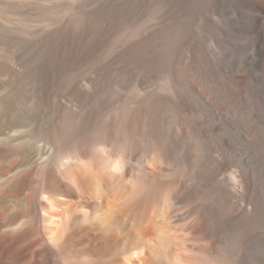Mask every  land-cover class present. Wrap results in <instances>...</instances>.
<instances>
[{
    "label": "rangeland",
    "instance_id": "obj_1",
    "mask_svg": "<svg viewBox=\"0 0 264 264\" xmlns=\"http://www.w3.org/2000/svg\"><path fill=\"white\" fill-rule=\"evenodd\" d=\"M253 16L248 0H0V51L25 70L5 66L0 82L42 102L17 134L67 107L86 129L124 112L211 191L195 206L242 231L239 264H264V21L254 30Z\"/></svg>",
    "mask_w": 264,
    "mask_h": 264
},
{
    "label": "bare ground",
    "instance_id": "obj_2",
    "mask_svg": "<svg viewBox=\"0 0 264 264\" xmlns=\"http://www.w3.org/2000/svg\"><path fill=\"white\" fill-rule=\"evenodd\" d=\"M248 2L256 30L264 0ZM5 66L18 70L0 51V76ZM2 84L0 264H239L242 231L195 206L211 191L183 176L156 130L138 137L124 112L109 130L86 129L67 107L20 135L18 120L42 102Z\"/></svg>",
    "mask_w": 264,
    "mask_h": 264
}]
</instances>
